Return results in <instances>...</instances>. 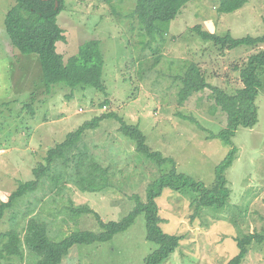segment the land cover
<instances>
[{
  "label": "rangeland",
  "instance_id": "obj_1",
  "mask_svg": "<svg viewBox=\"0 0 264 264\" xmlns=\"http://www.w3.org/2000/svg\"><path fill=\"white\" fill-rule=\"evenodd\" d=\"M219 2L190 0L171 22L165 39L157 35L151 41L131 15L135 0H66L58 16L66 40L57 42V50L68 60L83 42L100 40L104 94L94 88L72 91L65 84L47 90L38 54L19 51L7 33L6 14L16 0H0V205L20 183L35 178L33 170L45 163L50 148L87 120L109 112L140 125L152 150L172 157L179 172L211 187L217 165L231 148L230 143L213 137L225 127L226 114L213 108L206 92L181 104L171 72L179 60L194 61L208 82L235 92L243 85L239 69L250 55L264 50V43L228 49L204 41L192 29L201 25L234 37L264 34V0H247L233 13H221ZM261 78L258 122L252 128L239 127L232 137L238 151L226 171L232 189L228 203L196 211V194L191 190L165 189L157 199L162 229L183 237L162 264H227L238 252L237 237L264 234V71ZM119 128L116 118H106L98 128L87 130L81 141L109 168L105 190H81L63 178L57 186L48 178L6 210L0 231L22 230L36 217L46 221L50 237L60 241L75 230L101 231L96 213L106 222L119 221L136 206L135 195L146 201L148 185L172 165L159 166L136 151L134 142ZM78 207L94 212L80 214L75 211ZM146 235V216L141 213L110 241L74 245L60 264H143L158 247ZM38 258L28 256L26 262ZM243 264H264V243H252Z\"/></svg>",
  "mask_w": 264,
  "mask_h": 264
},
{
  "label": "trees",
  "instance_id": "obj_2",
  "mask_svg": "<svg viewBox=\"0 0 264 264\" xmlns=\"http://www.w3.org/2000/svg\"><path fill=\"white\" fill-rule=\"evenodd\" d=\"M190 0H135L136 7L131 15L136 18L139 27L152 40L158 35L162 40L168 34L171 22L179 15ZM247 0H220L221 13H233L240 9ZM66 7V0H16L5 18L7 33L13 45L24 54H38L43 70V82L47 90L59 84H65L72 91L81 88H94L107 93L104 79L105 57L98 39L83 42L77 54L68 60L57 50V42L66 37L58 24V16ZM204 41L235 49L240 46H254L264 43V34L234 37L230 33L219 35L204 29L201 25L192 28ZM150 44V42H149ZM146 43H143L145 46ZM176 63V62H174ZM172 68V67H171ZM173 73V79L179 86L178 100L184 104L194 94L207 93L213 102V108H219L226 114V125L213 137L230 145L226 157L216 167V178L211 187L184 172H179L176 161L154 151L147 143V137L138 124L128 123L114 112L87 120L56 147L48 150L45 163L34 168V179L20 183L7 201L0 205V221L7 209L14 207L17 200L36 191L46 179L60 186L61 178L72 181L81 190L103 191L109 186V168L103 166L84 146H81L83 134L89 129L98 128L106 118H116L120 123V132L131 139L136 151L145 154L159 166L171 163L172 167L147 187V200L135 195L136 206L119 221H104L96 213L101 231L75 230L66 238L56 241L49 235L46 221L30 218L25 226L0 231V264H60L70 249L76 244H92L110 241L115 234L127 230L141 214L145 213L147 239L158 244L143 264H162L180 246L182 236L169 234L161 227L162 217L157 199L165 189L184 192L191 190L196 196L193 204L196 211L203 207H224L231 196L232 189L226 177V171L237 157L238 148L233 145L232 137L241 126L254 127L258 122L256 104L259 90L263 84L264 50L250 55L245 66L239 69L242 86L235 92H229L222 86L207 81L200 66L189 60H179ZM234 68L238 69L237 66ZM107 101H105L106 103ZM97 158V160H96ZM78 213L94 212L93 209L78 207ZM200 212V211H199ZM19 223H17V226ZM238 252L227 264H243L252 243H264V234L250 233L237 237ZM28 256H38V260L29 263Z\"/></svg>",
  "mask_w": 264,
  "mask_h": 264
}]
</instances>
